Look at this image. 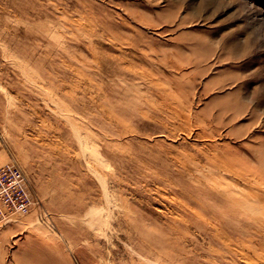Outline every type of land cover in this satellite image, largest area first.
I'll use <instances>...</instances> for the list:
<instances>
[{"label":"rangeland","instance_id":"374dc122","mask_svg":"<svg viewBox=\"0 0 264 264\" xmlns=\"http://www.w3.org/2000/svg\"><path fill=\"white\" fill-rule=\"evenodd\" d=\"M9 161L0 264H264V0H0Z\"/></svg>","mask_w":264,"mask_h":264},{"label":"built area","instance_id":"2783aa9c","mask_svg":"<svg viewBox=\"0 0 264 264\" xmlns=\"http://www.w3.org/2000/svg\"><path fill=\"white\" fill-rule=\"evenodd\" d=\"M33 204L26 174L9 161L0 166V218L7 220L25 213Z\"/></svg>","mask_w":264,"mask_h":264}]
</instances>
